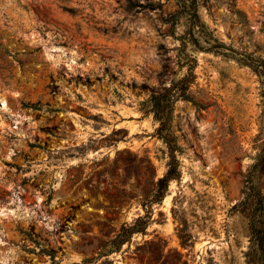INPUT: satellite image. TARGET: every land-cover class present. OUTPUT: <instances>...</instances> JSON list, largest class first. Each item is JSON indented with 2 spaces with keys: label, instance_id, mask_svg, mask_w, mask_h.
Segmentation results:
<instances>
[{
  "label": "rangeland",
  "instance_id": "obj_1",
  "mask_svg": "<svg viewBox=\"0 0 264 264\" xmlns=\"http://www.w3.org/2000/svg\"><path fill=\"white\" fill-rule=\"evenodd\" d=\"M262 61L264 0H0V264H264ZM185 76L150 202L169 151L142 103Z\"/></svg>",
  "mask_w": 264,
  "mask_h": 264
},
{
  "label": "trees",
  "instance_id": "obj_2",
  "mask_svg": "<svg viewBox=\"0 0 264 264\" xmlns=\"http://www.w3.org/2000/svg\"><path fill=\"white\" fill-rule=\"evenodd\" d=\"M264 65V61L261 62ZM191 80L185 76L182 79L174 81L169 87H164L154 91L148 99H146L142 106L146 112L152 113L155 121L159 122L157 129L159 137L166 143L169 151V162L167 173L159 178L156 188L153 191V200L161 201L165 196L170 181L173 179H180V160L178 158V152L181 151L180 145L177 143V137L171 129V121L173 118L174 106L177 100H190L193 101L190 93ZM264 172V146L255 158V162L250 166L249 170L245 174V187L249 192V196L253 194H260V190L257 189L256 177ZM174 214L176 208H173ZM150 216L138 217L133 224H125L122 226L118 234L111 240L113 248L120 249L126 242H129L136 233H146L149 225ZM179 237L183 246H186L193 238V233L187 228L179 227ZM91 260L85 259L82 262H76L74 264H89Z\"/></svg>",
  "mask_w": 264,
  "mask_h": 264
},
{
  "label": "bare ground",
  "instance_id": "obj_3",
  "mask_svg": "<svg viewBox=\"0 0 264 264\" xmlns=\"http://www.w3.org/2000/svg\"><path fill=\"white\" fill-rule=\"evenodd\" d=\"M6 104V103H5Z\"/></svg>",
  "mask_w": 264,
  "mask_h": 264
}]
</instances>
